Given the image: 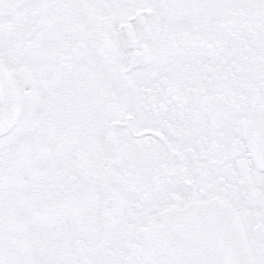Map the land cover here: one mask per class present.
<instances>
[{
    "label": "snow or ice",
    "instance_id": "6c2138e0",
    "mask_svg": "<svg viewBox=\"0 0 264 264\" xmlns=\"http://www.w3.org/2000/svg\"><path fill=\"white\" fill-rule=\"evenodd\" d=\"M0 264H264V0H0Z\"/></svg>",
    "mask_w": 264,
    "mask_h": 264
}]
</instances>
